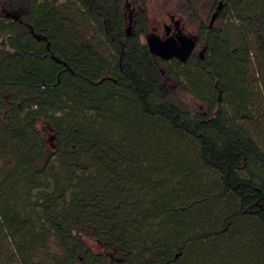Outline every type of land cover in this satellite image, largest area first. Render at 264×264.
I'll use <instances>...</instances> for the list:
<instances>
[{
    "label": "trees",
    "instance_id": "obj_1",
    "mask_svg": "<svg viewBox=\"0 0 264 264\" xmlns=\"http://www.w3.org/2000/svg\"><path fill=\"white\" fill-rule=\"evenodd\" d=\"M129 1L0 0V264H264V0Z\"/></svg>",
    "mask_w": 264,
    "mask_h": 264
},
{
    "label": "rangeland",
    "instance_id": "obj_2",
    "mask_svg": "<svg viewBox=\"0 0 264 264\" xmlns=\"http://www.w3.org/2000/svg\"><path fill=\"white\" fill-rule=\"evenodd\" d=\"M130 7L126 10V18L129 29L132 32L138 31L135 26L136 15L143 8L147 13L146 32L141 37L143 42L146 41L145 36L155 35L165 40L170 32L180 31L187 38L197 40L198 38V22L191 23L187 16L183 15L178 9L179 0H147L145 6L141 7L138 0H130ZM210 6L203 4L199 8V16L201 19H211L213 12H209ZM171 84H169L170 86ZM182 99L191 107H199L189 96H183ZM87 244L95 252L102 251L101 244L95 239H86Z\"/></svg>",
    "mask_w": 264,
    "mask_h": 264
},
{
    "label": "water",
    "instance_id": "obj_3",
    "mask_svg": "<svg viewBox=\"0 0 264 264\" xmlns=\"http://www.w3.org/2000/svg\"><path fill=\"white\" fill-rule=\"evenodd\" d=\"M147 42L152 53L161 56L163 59L179 58L182 61H186L194 51L197 43L194 39L183 35L177 40L174 38L162 40L155 35H150L147 36Z\"/></svg>",
    "mask_w": 264,
    "mask_h": 264
},
{
    "label": "flooded vegetation",
    "instance_id": "obj_4",
    "mask_svg": "<svg viewBox=\"0 0 264 264\" xmlns=\"http://www.w3.org/2000/svg\"><path fill=\"white\" fill-rule=\"evenodd\" d=\"M181 35H182L181 32L177 30L175 32H170L169 36L166 39L174 38L177 40ZM195 41L197 42V40H195ZM194 51H195V49H194Z\"/></svg>",
    "mask_w": 264,
    "mask_h": 264
}]
</instances>
